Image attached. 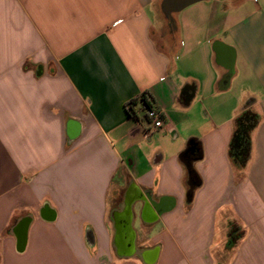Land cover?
<instances>
[{"label":"crops","instance_id":"obj_1","mask_svg":"<svg viewBox=\"0 0 264 264\" xmlns=\"http://www.w3.org/2000/svg\"><path fill=\"white\" fill-rule=\"evenodd\" d=\"M0 264H264V0H0Z\"/></svg>","mask_w":264,"mask_h":264},{"label":"trees","instance_id":"obj_2","mask_svg":"<svg viewBox=\"0 0 264 264\" xmlns=\"http://www.w3.org/2000/svg\"><path fill=\"white\" fill-rule=\"evenodd\" d=\"M152 100L148 92H143L133 100L129 101L125 105V110L129 117L137 118L140 111L146 112L152 109ZM148 119V118H147ZM148 121H150L148 119ZM235 128L228 146V156L232 165L237 169L245 168L251 152V132L256 128L258 124V116L250 109L244 110L234 120ZM201 146L195 139H190L187 143L186 149L182 153L183 160L189 163L191 160H197L201 157ZM188 180L190 186L198 187L200 185V178L190 166H188ZM192 197L191 189L187 193V198L190 200ZM234 234V229L230 232L231 236ZM237 240V236L234 235V243Z\"/></svg>","mask_w":264,"mask_h":264},{"label":"built area","instance_id":"obj_3","mask_svg":"<svg viewBox=\"0 0 264 264\" xmlns=\"http://www.w3.org/2000/svg\"><path fill=\"white\" fill-rule=\"evenodd\" d=\"M147 118L150 120L153 128L160 129L164 123L163 112L152 108L146 112Z\"/></svg>","mask_w":264,"mask_h":264},{"label":"water","instance_id":"obj_4","mask_svg":"<svg viewBox=\"0 0 264 264\" xmlns=\"http://www.w3.org/2000/svg\"><path fill=\"white\" fill-rule=\"evenodd\" d=\"M173 1L174 0H163V9L166 13H169L172 10L178 11V10H180V9L190 5V4H193V3H196L199 1H204V0H190L189 2H186V4L178 5L177 7L171 6Z\"/></svg>","mask_w":264,"mask_h":264},{"label":"rangeland","instance_id":"obj_5","mask_svg":"<svg viewBox=\"0 0 264 264\" xmlns=\"http://www.w3.org/2000/svg\"><path fill=\"white\" fill-rule=\"evenodd\" d=\"M175 71V67L173 66L172 72Z\"/></svg>","mask_w":264,"mask_h":264}]
</instances>
